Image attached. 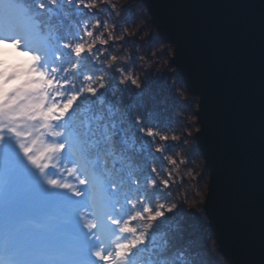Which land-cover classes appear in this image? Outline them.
<instances>
[{"label": "snow or ice", "instance_id": "snow-or-ice-1", "mask_svg": "<svg viewBox=\"0 0 264 264\" xmlns=\"http://www.w3.org/2000/svg\"><path fill=\"white\" fill-rule=\"evenodd\" d=\"M70 2L76 5L77 13L83 14L85 19L75 25V32L58 34L50 31L48 26L38 23L37 17L42 11L36 10L39 9L36 7V0H0V37L8 40L20 37L25 48L43 54V63L46 65L51 62L55 66L57 61L70 59L76 63V68L71 69L69 74L74 73L79 76L102 71L103 66L97 67L87 46H84V51L77 55L66 42L82 41L86 32L84 22L93 17L98 20L96 31L91 33L95 36L105 25V13L109 18H115V33L120 32L122 27L120 21L127 22L130 16L135 23L137 15L142 13L132 14V9L136 6L125 4L120 6V15L116 17L115 9L108 3L97 9L90 8L89 0H84L83 3L80 0H70ZM56 3L57 0H48L49 5L54 6ZM145 27L146 25H141L135 33L124 35L122 40L113 38L104 44H97L91 52L99 51V47L112 50L117 44L126 43L129 36L136 39ZM167 49L165 46L159 51L165 52ZM130 59H134V53L130 54ZM116 75L117 72L113 70L110 73L109 84L95 93L87 92L77 96L70 110L74 109V105L82 99L92 100L98 97L103 105V97L110 88L123 86L116 80ZM129 84L132 85V82L130 81ZM148 92L150 85L146 78L135 95L139 98ZM75 93L74 91L73 94ZM134 108L135 101L132 100L127 103L123 112L119 109L114 110L112 102L108 103L106 111L103 107L97 109L88 124L84 139L68 131L67 117L71 111L65 114L63 119L66 134L60 151L64 152L67 149L73 156L72 163L77 175L83 177L78 193L70 192L68 186L58 187V181H46L47 168L41 171L40 162L35 160L23 145L17 143L14 145L7 138L0 136V187L7 184L25 198L48 202L43 201L35 193V181H39L53 190H67L76 201L86 197V201L76 210L80 222L79 230L71 223L60 234L47 237L44 248L39 252L49 259L34 260L28 264H88L84 256L85 247L91 245L88 247V254L97 258L100 254L94 255L93 250L105 245V240H111L113 243L114 239L119 237L115 234L126 213L130 215L136 209L147 207L153 220L152 228L155 229L168 219V216H174L179 211L183 201L175 208L170 206L152 208V198L160 194L162 182L157 179L156 170L151 167V162L163 158L162 152L168 150L169 144L182 147L184 141L182 138L179 141L174 138L168 139L163 134L173 129L170 124L159 121L152 114H149V122L145 123L143 116L132 114ZM157 132L162 135L157 136ZM137 133L140 134L139 138ZM200 133L202 132L198 131L189 145L187 163H191V158L196 154L195 141ZM154 136H157L158 140H163L164 148L160 151L154 149L152 139ZM186 136L187 134L185 138ZM149 181L153 183L150 185ZM168 187L171 188L172 185L169 184ZM133 200L135 204L132 203ZM66 206L75 210V204ZM82 210L95 221L90 228L84 223ZM140 214L143 216L144 213L140 211ZM150 235L151 233L147 234L143 239H147ZM119 239L121 240L120 237ZM92 241H95V244L86 243ZM6 242L28 245L31 243V237L17 236L11 227L7 232L0 229V248ZM138 246H142V243ZM118 250V248L111 249V254L106 255V259L114 260ZM108 252L109 250L105 251ZM97 260L100 261L98 258ZM127 264H132L131 251L127 255ZM156 264H196V261L194 254H190L189 250H176V245L165 239L163 247L159 248Z\"/></svg>", "mask_w": 264, "mask_h": 264}, {"label": "water", "instance_id": "water-1", "mask_svg": "<svg viewBox=\"0 0 264 264\" xmlns=\"http://www.w3.org/2000/svg\"><path fill=\"white\" fill-rule=\"evenodd\" d=\"M141 1L198 98L203 207L219 250L229 264H264V0Z\"/></svg>", "mask_w": 264, "mask_h": 264}, {"label": "trees", "instance_id": "trees-1", "mask_svg": "<svg viewBox=\"0 0 264 264\" xmlns=\"http://www.w3.org/2000/svg\"><path fill=\"white\" fill-rule=\"evenodd\" d=\"M127 1H123L122 5H125ZM138 5L133 4L134 7L132 9V14H140L139 13V7L140 9L143 8L144 10L146 7L143 5L141 0H138ZM43 3L47 5V9L43 11L38 17L43 19L45 23L48 26V29L52 31L53 33L58 34H68L75 32V25L80 24L84 19L83 14H78L76 11V5L71 3L70 0H57V3L53 5L48 4V0H43ZM37 11H40L39 9H36ZM148 12V10H147ZM149 14V12H148ZM105 17H108V14L105 13ZM150 17V14H149ZM143 20L142 15H137V19L135 23H133L132 18L129 16V19L127 22L120 21L122 27L120 31L123 29H128V32L135 33L137 29L141 26L139 24V20ZM149 22L150 18H149ZM147 23V22H146ZM152 24V23H151ZM150 27V25L148 26ZM155 28L154 25L150 28ZM157 33V40L162 42L163 40L159 38L158 31L155 28ZM119 34V32L117 33ZM107 34H105L106 36ZM127 35V33H125ZM140 35V33H139ZM137 36L136 39H133L131 36H129L128 41L126 43L117 44L120 45V53L122 54L125 49L129 51V53H134V59H131V63L139 67V60L135 61V59L138 56H144L146 59H149L150 57L147 56L151 53H148L151 49L150 46L153 45L151 42H147V40H140ZM138 38V40H137ZM164 42V41H163ZM148 44L149 46H147ZM137 45V46H135ZM135 46V47H134ZM101 47H99L100 49ZM147 49V50H145ZM139 50V52H137ZM111 51V50H109ZM112 51H115V47L112 49ZM147 54H145V52ZM105 56L108 55V53H104ZM156 58V56H155ZM151 60H153L151 58ZM73 62L70 59H64L63 61H57L55 62V66H59V73L57 74L58 77L61 79V83L63 80H68L69 77H75L77 81L81 79V77L84 75H75L64 73V68L66 66H70ZM155 62L154 66H151L149 69L145 70V77L147 78L149 85H150V92L145 94L142 97L137 98L136 92L139 90L134 85H128V86H120L117 88H110L105 96L104 104L101 105L100 99L92 98V100L88 99H82L79 100L78 104L74 105V109L70 110V115H68V131H71L74 135H79L81 139H84V134L86 133L88 129V124L92 119V115L96 114V110L103 107L105 111L107 110V105L109 102H112V107L114 110L119 109L120 112H123L125 109V106L129 101L134 100L135 101V108L133 110V115H139L143 116L145 119V123H148L150 120L149 114H152L156 119H158L161 122H167L172 126V128L176 130H183L185 128H189L190 124L185 119L184 116L180 115V113H183L185 115H194L196 117L195 108L193 110V104H196L198 102L197 97H192L188 93V89L185 83L184 78H182L180 75L176 74L175 71H172L174 69V65L171 62V59L167 63L168 67H165L162 71L158 70L155 71L154 68L156 66ZM172 66H171V65ZM49 66V69H51V66L53 64L50 62L47 64ZM99 67V66H97ZM125 69H127V65H124ZM71 70V69H70ZM175 70V69H174ZM60 73H63V76H60ZM13 73L6 78V81L8 79L13 78ZM118 73L116 75V80L118 77ZM55 84V81H53ZM58 88L64 93L63 96H56L55 99H53V103H56V101H60L61 104L68 98L69 93L79 92V84H63L62 87L60 85H57ZM177 87L183 89L187 93V99H184L180 97V95L177 92ZM19 89V86H15L13 89L9 90V93L7 94L10 98L17 90ZM49 98L52 97L53 93H49ZM69 112V111H68ZM67 112V113H68ZM197 120V119H196ZM57 129L62 128L63 134L59 137H52L48 136L47 138L49 141L55 140L57 143H62L65 138L66 134V128L64 124V119L54 121L53 122ZM198 123V122H197ZM139 138V133L136 134ZM10 143L15 145V142L11 138H7ZM183 141L185 139H188V136L182 137ZM158 140V139H157ZM139 142V139H138ZM184 143V142H183ZM183 146V145H182ZM11 146H9L10 148ZM196 147L198 148L197 144ZM178 148L172 144H169L168 150L166 152H174V150ZM196 148V149H197ZM188 152H189V146H188ZM187 152V153H188ZM201 152H198L196 150V154L191 158V163H188L185 165V167H196L197 170L201 172V175L197 177V191H199L200 186H205L207 182L205 181L203 184V176L208 175V171L205 168V160L203 156L201 155ZM200 159V161H199ZM73 156L65 149L64 152L54 154L52 157V161L49 162L47 167V173L49 176L52 177H64V171H60V167H63L65 169V165L68 162H72ZM202 162V164H201ZM151 163H156L158 165H161L165 163L163 158L155 160ZM59 165L60 167H57ZM161 175H165L163 171H161ZM76 178V177H75ZM74 179H70L68 176V179L75 182ZM180 180L182 181V184H187L188 179L186 177H180ZM181 184H177L175 186V190H172L173 186L169 189L171 190V195H169V190L162 189V186L160 187V194L155 195L152 198L151 205L152 208H159L161 204L167 205L173 197L176 195V191L180 190ZM202 193V195L205 198V189ZM11 188L5 184L2 187H0V226L3 222L8 224L6 220L14 218V220L11 222V224L17 225V219H23L25 216L30 212L34 211L37 212L44 222L46 223L45 226L42 228L43 231L38 233L36 237L42 236L46 232H53L54 234H60L62 230L68 228L71 223H73V226L79 230L80 222L78 221V217L75 213L77 210L76 204H75V210L72 207H67L68 205L67 200L70 198H73L71 194L67 190H53L45 185H36L37 193L36 195L40 197L43 201L48 202H42L35 199H30L31 205H24L23 200L24 196H22L20 193L14 191L13 196L16 197V202L20 200L18 205L12 206V216L10 213H6V216L4 217V208L6 206L12 205L6 204L5 202V193L9 191ZM86 191V190H85ZM18 193V194H16ZM194 195L191 191H189L188 196ZM184 202L181 204V202ZM180 201L178 204H181V208L174 216H168V219H166L160 226L153 229L152 227L148 229L146 233H144L142 239L136 243L135 245H130V251L132 252V264H156V258L158 256L159 248L163 247V241L165 239H169L174 245H176V250H189L190 254H194V259L196 261V264H229L228 261L223 257L222 253L219 250V246L217 244L216 238L214 236V232L212 231L209 221L206 217L205 211H204V199L202 201L201 206H194L190 207L189 202H186L184 200ZM40 204V205H39ZM17 209H19V212H17ZM24 210L23 217H20V211ZM195 209V210H194ZM38 210V211H35ZM142 211L146 218L151 215L150 211L145 209H138ZM129 217V214H125L123 216V221ZM6 219V220H5ZM66 224H65V223ZM138 223L137 220H131L130 226H135ZM10 224V223H9ZM153 224V220H152ZM177 225L179 226L177 228ZM53 228H58V230H52ZM26 234L28 233V230H25ZM136 233H139L142 231L140 228L135 229ZM24 233V234H25ZM151 233V235L147 239H143L147 236V234ZM25 234V235H26ZM115 235H118L121 238V242L127 243L134 235V233L131 232H117ZM89 243V242H87ZM142 243V246H138ZM36 244V243H35ZM89 245H87L85 248L88 249ZM116 247L111 242V240H105V251H108L109 249H115ZM119 251V250H118ZM130 251H127L123 253L122 255H117L114 259L116 261V264H127V255ZM94 260H97V258L93 257Z\"/></svg>", "mask_w": 264, "mask_h": 264}, {"label": "clouds", "instance_id": "clouds-1", "mask_svg": "<svg viewBox=\"0 0 264 264\" xmlns=\"http://www.w3.org/2000/svg\"><path fill=\"white\" fill-rule=\"evenodd\" d=\"M81 3L84 0H80ZM104 3L110 4L116 13V17L120 15V6L123 0H89L90 8L94 7L99 9ZM36 7L40 11H45L47 5L43 3V0H36ZM104 27L95 35H91L96 31L98 20L93 17L91 20L84 22L86 29L85 35L82 41H67L66 43L73 48L77 55L84 51V46L90 51L93 57V61L97 66H103L102 71L95 73H85L79 81L75 77H69L68 80H63L58 77L59 66H49L44 64V56L42 53L34 52L27 49L23 45V40L20 37H16L12 40L0 37V136L5 138H11L18 145H23L28 152L32 154V157L40 162L41 171L48 167L49 162L52 161L54 154L60 152L62 146L61 143H57L55 140L49 141L48 136L54 138L63 134V129H57L54 121H58L64 118L65 114L72 108L76 97L81 93L92 92L104 88L109 84L110 73L115 70L119 75L117 77L121 85L128 86L129 82H132L137 89L142 85V82L146 79L145 70L149 69L154 60L146 59L144 56H139V67L131 63L130 53L127 49L120 53V45L115 46V51H109L106 47H101L97 52H91L97 44H104L107 41H111L113 38L122 40L128 29H123L119 34L115 33L116 20L115 18L104 17ZM38 23L43 26H47L45 21L40 17H37ZM6 23V21H5ZM105 34H107L105 36ZM108 53L107 56L104 53ZM154 59L155 54H153ZM127 65L125 69L124 65ZM165 67H168L166 60H159L154 68L155 71H162ZM76 63H72L70 66L64 68V73H68L70 69H75ZM14 71V76L11 79L6 78L8 74ZM63 76V73H60ZM55 81V84L53 83ZM79 84V92L75 94L69 93L68 98L61 104L60 101L53 103V99L56 96H63L64 93L57 87L63 86V84ZM15 86H19V89L9 98V90ZM177 92L180 97L187 99V93L183 89L177 87ZM53 93L49 98V93ZM184 116L188 123L191 124L190 128L183 130L171 129L166 135L168 139H175L179 141L185 134L188 139L184 140L183 146L178 147L174 152H162L163 160L165 163L158 165L152 163L151 167L156 170V177L162 182V189L169 190V184L173 186L172 190H175L177 184H181L179 191H176L175 197L167 204H161L160 206H170L175 208L177 204L184 200L189 202L190 207L201 206L204 196L202 195L204 189L200 186L197 191V177L201 175V172L196 167H185L187 165V152L190 145V138L195 132L199 130L196 117L194 115ZM139 118V117H137ZM160 132H157V136H161ZM157 136H154L153 146L154 149L160 151L164 148L163 140H157ZM57 167H60L57 165ZM60 171L63 172L64 168L60 167ZM161 171L165 175H161ZM68 176L76 177L75 182L68 179ZM186 177L188 179L187 184H182L180 177ZM46 181H58V187L68 186L70 192L78 193L83 177H79L76 173L75 166L68 167L67 173L64 177H52L46 176ZM153 181H149L151 185ZM189 191L194 195L188 196ZM171 195V190H169ZM135 204V200L132 201ZM147 212V207L145 208ZM159 214V213H157ZM81 215L85 218L84 223L86 227L94 225L95 221L90 219L87 212L82 210ZM131 220H137L138 223L135 226H130ZM152 227V216L147 218L140 214V210H134L128 218H126L119 225L118 231L121 233L131 232L134 233L133 237L127 242H121L119 237L114 239L113 244L119 249L117 255L130 251V245L138 243L144 233ZM140 228L142 231L136 233L135 229ZM94 255L99 253L97 257L102 264H116L115 260H107L106 255L111 254V249L108 253H105V245H101L99 248L93 250Z\"/></svg>", "mask_w": 264, "mask_h": 264}, {"label": "rangeland", "instance_id": "rangeland-1", "mask_svg": "<svg viewBox=\"0 0 264 264\" xmlns=\"http://www.w3.org/2000/svg\"><path fill=\"white\" fill-rule=\"evenodd\" d=\"M123 1H127V0H123ZM126 3V2H125ZM138 0H128V3H126V4H130V5H133V4H135V5H138ZM122 6V5H121ZM139 6V5H138ZM139 13H142V16H143V20L142 19H140L139 20V24L140 25H146V27H145V29H144V31L143 32H140V35L139 36H141V37H139V41L140 40H147V42H151V40H153L154 42H152L153 43V45L152 46H150L151 47V49H150V51L148 52V53H151L150 55H148L147 54V52H145V54H147V56H149L150 58V60H151V58L154 60V63L155 62H157V63H159V60H166L167 61V63L169 62V60L172 58V55H173V47H172V45L171 44H168V43H165V42H160V41H158L157 40V38L156 37H158L157 36V33H156V30H155V28L153 27V28H150V27H152V24L149 22V14H148V12H147V9H143V8H141L140 9V7H139ZM147 22V23H146ZM150 25V27H148ZM149 36H151V40H149ZM137 40H138V38H137ZM147 46H149L148 44H146ZM135 46H137V45H135ZM134 46V47H135ZM165 46H167V51H165V52H161V51H159V49H161V48H164ZM145 50H147V49H145ZM112 51V50H111ZM137 52H139V50H137ZM153 54H155V56H156V58H159V59H154V57H153ZM137 60V62H138V60H139V56L135 59V61ZM152 64V66H154L155 64ZM171 65V64H170ZM172 66V65H171ZM175 69V68H174ZM174 69H172V71H175ZM176 72V71H175ZM13 73V72H12ZM11 73V74H12ZM10 74V75H11ZM177 74V73H176ZM9 74H8V76H10ZM183 78V77H182ZM7 82V81H6ZM189 93V92H188ZM190 94V93H189ZM191 95V94H190ZM192 96V95H191ZM192 97H194V96H192ZM194 108H195V110L197 111V109H198V102H197V104H196V100H195V103L193 104V110H194ZM196 111H195V113H196ZM196 119H197V116H196ZM198 122V121H197ZM190 124V123H189ZM199 125V124H198ZM190 127H191V124L189 125ZM189 127V128H190ZM195 135H196V132L194 133V135L190 138V144L193 142V137H195ZM195 143H196V141H195ZM197 144V143H196ZM198 146V145H197ZM198 152H200V150H199V148H197L196 149ZM202 155V154H201ZM200 155V156H201ZM199 161H200V159H199ZM201 164H202V162H201ZM72 165H70L69 167H71ZM73 177V176H72ZM202 181H203V184H204V182L206 181L207 182V184H206V188H205V186H203V189L205 188V189H207V185H208V175H204L203 176V179H202ZM36 185H43V184H41L39 181H35V193H37V190H36ZM205 185V184H204ZM13 193H14V190L13 189H10L9 191H7L6 193H5V202H6V204L8 205V204H10L12 201H14V200H16V197H14L13 196ZM16 194H18V193H16ZM206 194H207V190H205V197H206ZM174 198V197H173ZM172 198V199H173ZM204 200H205V198H204ZM195 210V209H194ZM92 244H95V241H92ZM6 245H7V250H3L1 253H0V260H6L7 261V263L8 262H10L11 264L13 263V261H15V262H18L19 261V258H18V255H19V251H18V247H17V245L16 244H9V243H7L6 242ZM9 250H13V252L12 253H10L9 252ZM15 255H16V257H15ZM17 259H18V261H17ZM6 261H3V262H6ZM19 263V262H18ZM9 264V263H8Z\"/></svg>", "mask_w": 264, "mask_h": 264}]
</instances>
